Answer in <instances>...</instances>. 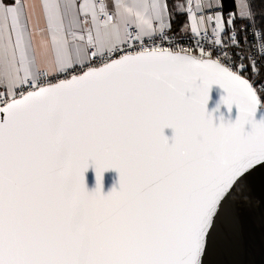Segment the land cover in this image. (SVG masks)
Wrapping results in <instances>:
<instances>
[{
  "label": "snow or ice",
  "instance_id": "6c2138e0",
  "mask_svg": "<svg viewBox=\"0 0 264 264\" xmlns=\"http://www.w3.org/2000/svg\"><path fill=\"white\" fill-rule=\"evenodd\" d=\"M168 7L0 0V264H211L239 231L264 169V91L245 75L264 60V28L245 54L251 24L238 37L223 0H177L178 34ZM238 7L253 19L249 0ZM213 85L235 122L215 123Z\"/></svg>",
  "mask_w": 264,
  "mask_h": 264
},
{
  "label": "water",
  "instance_id": "95a60500",
  "mask_svg": "<svg viewBox=\"0 0 264 264\" xmlns=\"http://www.w3.org/2000/svg\"><path fill=\"white\" fill-rule=\"evenodd\" d=\"M226 95V90L220 85L212 86L207 107L217 124L221 120L235 122L239 115L235 105L229 112L227 105L222 103ZM256 119H264V105L258 108ZM246 130L250 131L251 125H247ZM165 135L171 141L173 129H165ZM85 180L88 190L94 191L97 187L94 166H90L85 173ZM250 184L251 201L243 213L241 227L210 255L211 264H264V169L252 174ZM113 187L119 188V173L114 169L104 173L103 192L107 194Z\"/></svg>",
  "mask_w": 264,
  "mask_h": 264
},
{
  "label": "built area",
  "instance_id": "2783aa9c",
  "mask_svg": "<svg viewBox=\"0 0 264 264\" xmlns=\"http://www.w3.org/2000/svg\"><path fill=\"white\" fill-rule=\"evenodd\" d=\"M250 24H251V27L248 29V31L246 33V39H244L242 41V45H241L245 50V54H248V53H251L254 51L253 45H252V32L257 31L260 28L256 25L254 17L251 21L246 19L245 21H241L238 24H236V23L234 24V27L237 30L238 37L241 35H244V33H241L239 30L241 28H244V27L250 25ZM171 34H175V33L172 32ZM229 35H230V32L227 31V29H226L225 37H224L225 40L227 39V37ZM210 39H211V32L209 31L207 38H205V40L203 41L205 44V47H208L207 41ZM192 41H193V38L191 37V34L180 35V37H179L180 44L186 49L189 47V45L192 44ZM228 50L230 52H235V49H228ZM213 51L215 54L216 50L213 49ZM234 59H235V57H234ZM257 60H258L257 72L256 73H245V74L251 75V79H252V82L254 83V86H257L258 92H260V91H264V89H261L260 85L257 84L256 82L260 81V82L264 83V60H261L258 56H257Z\"/></svg>",
  "mask_w": 264,
  "mask_h": 264
},
{
  "label": "trees",
  "instance_id": "16d2710c",
  "mask_svg": "<svg viewBox=\"0 0 264 264\" xmlns=\"http://www.w3.org/2000/svg\"><path fill=\"white\" fill-rule=\"evenodd\" d=\"M169 5V11L173 15V21H172V32L175 34L180 33V29L183 27L184 23L186 22V16L184 15H178L174 12V3L177 2V0H167ZM249 3L251 5V8L254 12V20L256 25L261 29L264 28V0H249ZM237 3L236 0H223V12L226 16H228L229 13H234L237 16ZM246 19H235V23L238 24L241 21H245ZM248 76L247 74H245Z\"/></svg>",
  "mask_w": 264,
  "mask_h": 264
},
{
  "label": "crops",
  "instance_id": "0c3cea01",
  "mask_svg": "<svg viewBox=\"0 0 264 264\" xmlns=\"http://www.w3.org/2000/svg\"><path fill=\"white\" fill-rule=\"evenodd\" d=\"M236 3H237V10H236V11H237V16H239V11H238V2H237V0H236ZM168 13H169V14H171V13H170V11H169V7H168ZM223 13H224V12H223ZM224 15H225V13H224ZM225 17L227 18V16H226V15H225ZM185 23H186V22H185ZM185 23H184V24H185ZM186 34H190V33H185V34H182V35H186Z\"/></svg>",
  "mask_w": 264,
  "mask_h": 264
},
{
  "label": "rangeland",
  "instance_id": "374dc122",
  "mask_svg": "<svg viewBox=\"0 0 264 264\" xmlns=\"http://www.w3.org/2000/svg\"><path fill=\"white\" fill-rule=\"evenodd\" d=\"M237 2H238V5L241 3V0H237ZM238 11L240 12L241 11V9L238 7Z\"/></svg>",
  "mask_w": 264,
  "mask_h": 264
}]
</instances>
